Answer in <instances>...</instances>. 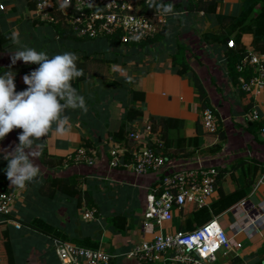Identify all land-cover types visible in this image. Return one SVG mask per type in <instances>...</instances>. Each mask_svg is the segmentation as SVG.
Returning <instances> with one entry per match:
<instances>
[{
  "label": "crops",
  "instance_id": "0c3cea01",
  "mask_svg": "<svg viewBox=\"0 0 264 264\" xmlns=\"http://www.w3.org/2000/svg\"><path fill=\"white\" fill-rule=\"evenodd\" d=\"M255 1L257 6L251 15L252 20L264 17V0ZM162 2H173L178 8L185 6L188 0ZM244 2L245 0H220L217 3V14L239 16ZM34 5L33 0H0V33L2 36L10 34L12 37L13 32H16L19 38V44L9 39L2 45L5 51L0 52V67H14L9 63V57L12 58L14 52L24 47L44 51L51 57L68 50L77 52L76 48L72 49L65 42L77 45L89 42L64 41L54 26L42 24L35 19ZM179 16L181 19L185 16V23L191 25L193 30L197 29L196 33L201 32V35L221 28L216 17L209 13ZM179 21L182 20L178 19ZM176 24L173 22L168 30L170 36L176 37L175 33L179 34ZM253 41L252 34H245L242 38L247 50L254 47ZM199 42L201 46L205 45L214 53L213 58L206 56L209 64L204 59L205 63L200 60V65H196L199 63L197 60V63L195 60H189L193 69L203 78L211 106L220 120L218 132L208 134L203 129L200 121L202 108L196 102L195 90L189 86L186 78L172 72L171 60L167 59V62L153 60L156 66L145 72L142 65L133 70L128 65L122 66L118 63L114 65V72L119 73L120 69H124L115 78L111 75L109 67L111 64L106 61L108 66H99V63L93 60V56H88L86 66L89 68V78L80 84L78 91L85 98L87 114H83L79 109L67 110L66 114L70 117L72 125L71 133L66 136L50 134L34 144L33 151L36 156L33 159L41 169V177L37 184H27L25 188L20 189L8 182L10 190L16 196L14 208L17 212L9 216L12 220L10 223H3L0 218V264H61L54 253L51 238L32 226L38 219L58 228L66 235L68 242L74 238H94L99 242V249L114 256L110 264H139L134 259L126 257L135 244L143 240H152L157 234L167 236L177 232H193L213 220H218L229 237L242 244V247L227 256L219 252L216 261L210 264H262L264 185L257 184L264 172V140L260 134V128L264 126V90L257 94L242 92L238 87V80L234 82L225 70L221 55L214 52L218 47L215 49L213 45H207L204 41ZM57 44L71 49H60L56 47ZM175 44L176 41L174 46ZM261 47L264 51V44ZM78 57V63L84 59ZM18 62L23 66L30 65L23 61ZM128 69L131 75L127 74ZM30 72L16 74L17 91L27 88L23 76ZM128 81L131 85L122 94H117L115 89H111L110 93L104 91L108 85H118L119 88ZM132 91L144 93V101L140 99L132 103ZM132 109L142 110V118L145 119L150 116H161L183 120L184 127L181 133L183 138L198 136L200 128L202 145L198 149L180 141L179 148H166L169 168L174 165L187 168L205 166L224 171L216 195L208 207L196 209L188 206L182 210H175L173 219L164 222L160 228L155 227L154 234H144L141 223L147 196L158 186L162 173L138 177L130 169L111 170L102 160L94 168L77 170L49 168L40 162L41 148H45L49 157L61 160L85 144L104 143L107 137H113L109 135L116 132L123 122L127 128L132 127L133 121L127 119V114ZM97 111L100 114L96 115ZM253 111L259 114V121L249 119ZM157 132L164 140L160 131ZM15 138L7 136L0 148L13 150L18 144ZM127 143L133 146L131 140H127ZM54 161L52 165H56V160ZM7 164L8 161L0 153V176ZM43 174L45 176H42ZM75 174L82 176L77 189L82 194L80 204L76 196L57 194L55 198L48 199L42 194L41 188L48 176L65 178ZM86 192L91 197V205L87 202ZM244 202L247 206L242 210L241 205ZM92 209L97 210L95 218L86 219L87 210ZM115 218L120 219L118 225L113 224ZM15 224L21 225V228L18 229Z\"/></svg>",
  "mask_w": 264,
  "mask_h": 264
},
{
  "label": "built area",
  "instance_id": "2783aa9c",
  "mask_svg": "<svg viewBox=\"0 0 264 264\" xmlns=\"http://www.w3.org/2000/svg\"><path fill=\"white\" fill-rule=\"evenodd\" d=\"M34 1L37 21L64 26L72 30L79 39L89 41L118 37L122 44L145 43L159 35L167 24L166 18L169 17L170 20L174 16L155 11L144 14L142 10H137L136 0H94L93 7H88L89 0H71L72 6L64 10L60 8L62 0ZM194 1L211 3L220 0ZM77 7L80 10H76ZM176 13L189 14L187 10ZM228 47H235L233 40L228 42ZM237 71L240 72L238 87L242 92H262L264 51L254 47L248 49L237 66ZM249 119L259 121V114L253 111ZM200 121L208 134H216L220 128V120L213 108L203 109ZM19 130L10 134L15 136ZM260 134L264 140V126L260 128ZM128 140L133 142V146L128 143L123 145L114 137H107L102 145L81 146L63 158L60 168H94L103 161L106 151L110 156L108 165L111 170L130 169L138 177L164 173L160 185L147 196L141 223L144 234H154L155 227L160 228L164 222H170L175 210L188 206L203 209L211 204L219 186L220 171L217 168H187L182 165L169 168L165 142L159 132L153 129L148 118H141L132 126ZM3 141H0V147ZM129 155L131 158L125 161ZM257 185H264V172ZM15 199V193L0 182L2 222L12 221L9 216L17 212L14 208ZM246 206L244 202L241 209L244 210ZM96 214V209L87 210L85 218L94 219ZM15 227L20 229L21 225L15 224ZM52 244L61 264H110L114 258L103 249L85 248L61 239H54ZM241 247L242 244L233 241L218 220H213L193 232H177L167 236L157 234L152 240L135 244L126 257L139 264H210L216 261L219 252L227 256Z\"/></svg>",
  "mask_w": 264,
  "mask_h": 264
},
{
  "label": "trees",
  "instance_id": "16d2710c",
  "mask_svg": "<svg viewBox=\"0 0 264 264\" xmlns=\"http://www.w3.org/2000/svg\"><path fill=\"white\" fill-rule=\"evenodd\" d=\"M162 0H156V3H161ZM164 3V2H163ZM217 3L218 2H195L194 0H188V2L179 8L177 6H174L177 10L180 9L178 12H182L183 10H187L190 15H193L194 13L199 12H205L209 13L211 15H214L217 19L218 24H220L221 28L220 30L214 31V32H206L202 35L203 41L208 45H213V48H217L218 50H215V53H218V55H221V61L223 62L224 68L233 78V81H237L238 77L240 75V72L237 71V66L242 62L243 58L246 56L247 49L242 43V38L245 34H252L254 37L253 45L254 48L260 51L262 50V45L264 44V28H262L264 17H261L257 20H252L251 15L254 13L255 8L257 6V2L255 0H245L242 12L239 16H228V15H219L217 14ZM142 13H150L154 9H150L148 4H146V0H142ZM36 6V3L34 7ZM178 16H173L172 18ZM171 19V18H170ZM177 19V18H176ZM179 20H182L181 17H178ZM43 24V23H42ZM45 24V23H44ZM173 22H170L164 30H162L159 35L151 41L136 44V43H130V44H122L120 42V38H107V41L114 49H119V51L125 50L128 52L130 47L132 48H146L149 45H156L166 39L168 36V30L172 27L171 25ZM52 25V24H48ZM55 27L56 32L58 35L64 40H70L73 42L76 41H89L88 39L82 40L79 39L76 34L72 31L67 29L64 26L61 25H52ZM175 27V26H174ZM177 30L178 27H176ZM11 39V35L7 34L5 36H2L0 33V52L5 51V49L2 48V45H5V43ZM230 40H233L235 43L234 48L228 47V42ZM132 50V49H131ZM190 51L189 47L182 43L176 44V50L171 55V69L172 72L175 74L186 78L188 80L189 86L195 90L196 93V102L200 104L202 110L205 108H212L211 101L208 95V92L206 90L205 84L203 82V78L193 69L192 64L190 63L189 57L187 56V53ZM134 52V51H133ZM214 54V53H212ZM116 55V56H114ZM195 56V60H199L200 55H197L193 53ZM219 55V56H220ZM114 57H119V53L113 52ZM151 56V55H150ZM154 56V55H153ZM87 57L84 59H81L78 63V67L83 69L84 76L74 80L73 86L79 91L80 84L84 81H86L89 78V71L87 68ZM154 61L159 62L160 57L154 56ZM111 63V64H118V59L115 58L113 60L105 59V62ZM124 65H127L126 62H123ZM39 67V65L36 64H30L25 65L22 67H7V66H1L0 67V75H3L5 72L11 70L16 74H19L21 72H30L33 71ZM132 103H136L138 100L144 101V93L138 92V91H132ZM137 96H139L137 98ZM143 117V112L140 109H132L127 114V119H131L133 121V124H135L139 119ZM149 123L153 126V129L156 131L159 130L161 135L164 138L165 147L166 148H179L178 143L179 141L183 144H186L187 146H193L194 149H198L202 145V134L200 128L198 136L194 138H183L182 136V130L184 127V121L177 118H170V117H161V116H150L148 117ZM22 130H19V133L17 135H11L9 134L8 137L13 136L16 137V141L19 143L18 136ZM132 131V127L130 126L127 128L126 123L123 122V125L113 134L109 136H113L118 142L121 144L127 143L128 135ZM162 139V138H161ZM100 141V140H99ZM98 141V142H99ZM96 142V143H98ZM102 145V142L100 143ZM86 146H92L95 144H85ZM131 158L129 155L125 161H128ZM56 160V165H52L53 162ZM103 161H105L107 164H109L110 156L106 153L103 156ZM40 162L43 166L49 167V168H56L60 167L62 164V159L57 160L55 158L49 157L48 153L46 152L45 148H41L40 153ZM7 168V167H6ZM220 171V178L224 176V171ZM164 175V173H163ZM161 176V178L163 177ZM41 177V176H40ZM38 177V180L39 178ZM82 176L80 175H69L65 178H53L48 176L44 180V184L41 188V192L44 196L48 198H55L57 194H63L67 197H78L79 204L82 199V194L79 191L78 187L80 186V179ZM161 178L158 181L159 183L157 185H160ZM86 178H83L85 180ZM0 182L5 184L6 187H9L8 185V178L6 175V171L0 176ZM38 182L29 183L30 185L37 184ZM10 189V188H9ZM85 196L87 197V202L89 205H91V197L89 196L88 192L85 193ZM119 218L113 219V224L118 225L119 224ZM5 223V222H3ZM32 226L39 232L43 233L44 235H47L51 238L53 241L54 239H61L67 241L68 238L65 234H63L58 228L55 226L50 225L49 223L38 219L37 222H34ZM70 242L77 244L81 247L90 248V249H99V242L96 241L94 238L91 237H84L83 239H77L74 238L72 240L69 239Z\"/></svg>",
  "mask_w": 264,
  "mask_h": 264
},
{
  "label": "clouds",
  "instance_id": "9594fccd",
  "mask_svg": "<svg viewBox=\"0 0 264 264\" xmlns=\"http://www.w3.org/2000/svg\"><path fill=\"white\" fill-rule=\"evenodd\" d=\"M94 3V0H89L88 7H93ZM146 3L155 12L179 15L174 12L173 2L146 0ZM71 6V0L60 3L61 10ZM76 10L80 9L77 7ZM11 39L19 44L16 32H13ZM78 60V55L73 52L66 51L50 57L44 51L24 47L14 52L12 64L23 61L25 64L39 65L23 76L27 88L17 91L16 73L11 70L0 75V141L16 129L22 130L18 136L19 143L13 150L0 148L3 158L8 161L5 171L11 186L23 189L29 183L38 182L41 169L34 162L36 153L33 146L50 134L66 136L71 133L67 110L79 109L87 114L85 98L72 83L84 76L83 69L78 67Z\"/></svg>",
  "mask_w": 264,
  "mask_h": 264
},
{
  "label": "rangeland",
  "instance_id": "374dc122",
  "mask_svg": "<svg viewBox=\"0 0 264 264\" xmlns=\"http://www.w3.org/2000/svg\"><path fill=\"white\" fill-rule=\"evenodd\" d=\"M136 2H137V4H136L137 10H142V5H141L142 0H136ZM35 9H36V6H35L33 12H35ZM153 11H155V10H153ZM153 11H151V12H153ZM178 11H180V9L179 10L174 9L175 13ZM171 17H173V16H171ZM176 18L177 17H174V19L171 18L170 20H169V17H168V19L166 18L167 24L162 29L164 30V28L168 24H170V22H175V24L177 23L176 27H179V34L175 33L176 37L170 36L168 34V36L166 37V39L164 41H162L156 45H153V44L149 45L146 48H141V47L132 48V47H130L129 48L130 50L128 52H126L125 50L119 51V49L117 50V49L112 48L111 45L109 44V42L107 41V39H105V40L103 39L101 41H89L88 43H79V45L66 43V42H65V44L69 47H72V49L76 48L77 52L75 54H77L78 56H81V57L93 56V60L97 61L99 63V66L105 67V65L108 66L109 64H111V63H109V64L106 63L105 59L106 60L107 59L113 60V59L117 58L118 62L122 66H125L123 64V62H126L127 65L130 67V69L136 70L137 68H139V66L141 67V65H142L143 72H145V71L149 70L150 68L156 66L152 62L154 56L159 55L160 60L163 62H167V59L171 60L170 57H171L172 53L175 52V50H176V44L174 46V43L176 41L177 43H182V44H185L189 47L190 51L187 53V56L189 57V59L191 61L195 60V56L193 55V53H195V54L201 56V57H199L198 62L200 60L203 61L204 59H206L208 61V64H209V60L206 58V56L213 58V54L210 52V50L208 48H206L205 45L204 46L200 45L199 41L203 42V38H202L203 33H202V35H201V32L196 33L197 29L193 30L191 25L186 24L185 23V21H186L185 16L182 19V21H179V22H178V19H176ZM195 36L197 38H195ZM56 47H58L60 49H64V50L71 49L69 47H68V49H66L63 45L61 46L59 44H57ZM202 49H205V50L203 51ZM68 51L72 52L70 50H68ZM113 52L119 53V57H114L116 55L113 56ZM5 53H8V52H5ZM5 53H4V55H5ZM195 62H196V60H195ZM9 63L11 64V66H14V67H22L23 66V65H20V62H18V61L16 62L15 65H13L12 64V58H10V57H9ZM103 63H105V64H103ZM140 63H142V64H140ZM10 64H8V65H10ZM114 65L115 64L109 65V67L111 68V69L110 68L109 69L111 71V75H113L115 78H117V75L120 74V72H122L124 68L120 69L121 71L119 73H116V72H114V69H115ZM196 65H200V62L197 63ZM130 69H128L129 71H127L128 75L132 74V73L130 74ZM88 71H89V68H88ZM123 81L125 82V79H123ZM119 84H121V83H119ZM130 85H131L130 81H128L127 84L124 83L119 88H118V85L111 84V85H108V87L106 86L104 91H106V93H110L111 89H113V90L115 89L117 94H120V93L122 94L125 92V90L129 89ZM103 92L101 93L102 95L104 94ZM95 114L98 115V114H100V112L97 111V112H95ZM42 176H45V174H43ZM48 199H51V198H48ZM110 223H112V222H110ZM54 253H55V251H54Z\"/></svg>",
  "mask_w": 264,
  "mask_h": 264
}]
</instances>
